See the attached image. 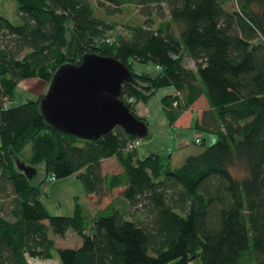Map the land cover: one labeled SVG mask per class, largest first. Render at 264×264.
Here are the masks:
<instances>
[{"label":"trees","instance_id":"1","mask_svg":"<svg viewBox=\"0 0 264 264\" xmlns=\"http://www.w3.org/2000/svg\"><path fill=\"white\" fill-rule=\"evenodd\" d=\"M16 2L19 20L0 13V264L51 255L50 230L69 227L82 241L56 246L62 264H264V0ZM130 3L145 17L111 33L101 8ZM87 51L129 66L134 79L122 83L120 96L147 123L135 101L161 85L174 86L161 96L171 123L205 95L193 139L203 146L175 164L172 150L128 148L138 134L119 124L94 137L52 124L40 106L44 91L8 102L20 78L50 80L61 63ZM137 60L154 66L138 68ZM203 129L217 137L206 142ZM109 155L122 170H103ZM18 159L34 164V173L42 162L39 180ZM51 173H75L99 198L121 187L95 211L76 197L72 212H53L43 200Z\"/></svg>","mask_w":264,"mask_h":264},{"label":"rangeland","instance_id":"2","mask_svg":"<svg viewBox=\"0 0 264 264\" xmlns=\"http://www.w3.org/2000/svg\"><path fill=\"white\" fill-rule=\"evenodd\" d=\"M0 13H4L13 20H17L19 17L16 0H0ZM100 13L103 14L109 22L114 23L113 29H109L111 33H113V31L126 32L125 28L121 26L122 23L135 20L142 21V17H145V14L141 12L140 6L132 3L126 4L123 9L113 12H105L101 8ZM106 30L108 31V29ZM185 62L188 65H195L194 59L191 56H186ZM136 65L138 68H153L154 66L152 61L144 62L138 60L136 61ZM49 82L50 80L38 75L22 77L14 88L13 96L8 98V102H18L27 97H36L39 93L48 88ZM172 88H174V86L170 84L161 85L149 96L146 101H144V103L143 101L137 102V107H139L140 104H145L143 107V113L149 121V132L147 136L143 137L142 142L138 145L137 152L139 155H144L152 149L159 150L160 152H169V150H174L173 162L178 164L182 161L181 156L191 150V147L186 144L194 146V150H197L203 146V143L195 142L193 140L194 134L196 133L194 120L190 126L185 125L184 123L175 124L169 121L168 115L161 104V96L165 92L170 91ZM202 100H204V102H202ZM205 101H207L206 97L201 95L200 98L196 100V103L201 105L204 104ZM202 133L205 135L206 142H210L217 137V133L209 129H203ZM30 150V143L28 142L25 145L24 154H29ZM112 157L113 156L105 159L104 168L108 170H117L120 168V165ZM239 168L238 170L241 173L242 169ZM43 171V163L38 162L37 171L31 175V179L33 181L39 180ZM120 187L121 185L113 187L112 190L106 193L105 196L100 198L98 197L99 199H96L97 201H95L100 204L105 203L112 196V194H118V189H120ZM43 188L46 189L43 192V200L48 208L53 212H72L76 197H78V200L84 202L86 207L88 205L89 210L95 211L98 207V204H95V201L86 195L87 190L81 178L75 173L55 176L52 180H49L48 177H46L43 182ZM70 229L71 230H68V234H66V236H60V233L51 229V235L55 236L54 234H57V240L64 245H74V238H76L77 232L73 231V228ZM53 250L54 252H57L56 245ZM189 264L200 263L198 259L193 258L190 260Z\"/></svg>","mask_w":264,"mask_h":264},{"label":"water","instance_id":"3","mask_svg":"<svg viewBox=\"0 0 264 264\" xmlns=\"http://www.w3.org/2000/svg\"><path fill=\"white\" fill-rule=\"evenodd\" d=\"M129 66L114 54L87 51L78 62H63L40 98L45 117L54 125L84 137L97 136L119 124L138 135L149 123L120 96L122 83L133 80ZM18 165L30 176L35 165Z\"/></svg>","mask_w":264,"mask_h":264},{"label":"crops","instance_id":"4","mask_svg":"<svg viewBox=\"0 0 264 264\" xmlns=\"http://www.w3.org/2000/svg\"><path fill=\"white\" fill-rule=\"evenodd\" d=\"M205 96V95H204ZM207 100V99H206ZM202 102H204V100H202ZM202 102H200V103H202ZM144 105L145 104H140V109H141V111L143 112V107H144ZM206 107H208V101H205V103L204 104H201V105H199V104H197L196 103V101L191 105V106H189L188 108H185L184 110H182V112L177 116V118L172 122V123H179V124H185V125H188V126H190V125H192V122H193V120L195 119V117H200L201 116V113H202V110L204 109V108H206ZM194 114H195V116H194ZM197 131V130H196ZM196 134V133H195ZM195 134H194V137H195ZM188 136H190V135H188ZM194 139V138H193ZM187 142V141H186ZM186 145H189L190 147H191V150H189L188 152H186L185 154H183L182 156H181V159L183 160L184 159V157L186 156V154L187 153H189L190 151H193L195 148H194V146H191L190 144H186ZM173 154H174V150H172V157H174L173 156ZM111 156H113L112 158H114L116 161H117V159H116V157L114 156V155H109V156H106V157H104L103 159H102V166H103V170H108V169H105L104 168V162H105V159L106 158H108V157H111ZM117 163L120 165V168L119 169H117L118 171L119 170H122V165L117 161ZM112 170V169H111ZM119 190V189H118ZM86 195H88L89 196V198H92L94 201L97 199H99L98 198V196H97V194L96 193H94V192H88V191H86ZM106 194H103L102 196H105ZM114 194H112V196H113ZM101 196V197H102ZM111 196V197H112ZM110 197V198H111ZM110 198L106 201V202H108L109 200H110ZM102 199V198H101ZM96 200V201H97ZM94 202L95 204H98V206L99 205H103V204H105V203H102V204H100V203H97V202ZM87 207H88V205H87ZM89 209V208H88ZM92 211V210H91ZM68 230H71L70 228L68 229L67 228V230L65 231V233L64 234H60V236H66V234H68ZM73 231H75V232H77L76 230H73ZM50 234H51V230H50ZM55 236H53L54 237V240H55V245L57 246V245H64V244H62L60 241H58L57 240V234H54ZM81 241H82V237L78 234V232L76 233V238H74V242H75V244L74 245H78L79 243H81ZM71 245V244H70ZM53 249H54V247H53ZM52 249V254L51 255H39V256H32L31 257V264H62L61 263V260H60V258H59V255H58V253L55 251L54 252V250Z\"/></svg>","mask_w":264,"mask_h":264},{"label":"built area","instance_id":"5","mask_svg":"<svg viewBox=\"0 0 264 264\" xmlns=\"http://www.w3.org/2000/svg\"><path fill=\"white\" fill-rule=\"evenodd\" d=\"M127 99H128L129 101H132V102L135 100V98H134L133 95H128V96H127ZM137 102H139V101H137ZM137 102L135 101V105H136V107H137ZM174 102L176 103V100H174ZM137 109L141 111L140 107H137ZM196 139H199V136H196ZM142 140H143L142 136H140V135H135V136H133V137H131V138H129V139L127 140V142H126V146H127L128 148L136 147V146H138V145L142 142ZM55 176H56V175H55L54 173H51V174L48 176V179H49V180H52V179L55 178Z\"/></svg>","mask_w":264,"mask_h":264}]
</instances>
